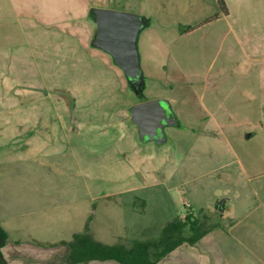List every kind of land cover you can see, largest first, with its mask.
I'll use <instances>...</instances> for the list:
<instances>
[{
  "label": "crops",
  "instance_id": "obj_1",
  "mask_svg": "<svg viewBox=\"0 0 264 264\" xmlns=\"http://www.w3.org/2000/svg\"><path fill=\"white\" fill-rule=\"evenodd\" d=\"M115 1L0 0V227L7 234L1 248L6 264H68V243L88 227L104 244L129 246L158 239L168 224L152 238L146 237L148 228L129 227L119 219L107 222L116 215L110 204L132 200L137 191L175 176L174 170L162 177L165 143L141 141L130 109L127 118V101L119 94L123 71L93 45V10L125 11L115 8ZM222 1L227 17L233 8L264 7L261 0ZM234 21L236 26L223 28L227 39L244 34L241 18ZM85 28L93 36L89 43L82 37ZM154 63L159 70L163 66L157 58ZM214 85L208 80L203 94H210ZM78 87L90 95H78ZM138 97L137 103L146 101L144 94ZM220 200L226 201L219 211L222 222L197 244L179 246L159 264L173 254H180L175 264H241L248 258L264 264L255 245L240 236L238 246L233 244L245 203ZM130 205L117 213L133 215ZM215 205L207 211L213 212Z\"/></svg>",
  "mask_w": 264,
  "mask_h": 264
},
{
  "label": "rangeland",
  "instance_id": "obj_2",
  "mask_svg": "<svg viewBox=\"0 0 264 264\" xmlns=\"http://www.w3.org/2000/svg\"><path fill=\"white\" fill-rule=\"evenodd\" d=\"M221 1H115V8L149 21L139 39L142 69L148 76L144 97L168 100L181 127L167 128L162 147L166 164L162 177L174 170L175 176L156 188L137 191L132 200L110 204L116 215H109L107 222L119 219L129 227L148 228L146 237H152L177 215L207 214L209 223H220V212L207 209L220 199L236 198L238 205L245 203L241 208L245 213L239 216L233 244L238 246L240 236L264 254V7L233 8L227 17ZM240 18L243 36L224 37L223 28L236 26L234 19ZM81 33L86 43L93 38L89 28ZM155 58L163 64L160 70ZM208 80L215 87L205 95ZM75 91L90 95L79 87ZM119 94L126 98L129 120V109L140 98L122 72ZM71 174L75 176V169ZM127 204L136 212L128 217L118 214L117 210H128ZM252 227L255 230L248 231ZM176 256L180 254L169 256L164 264H175ZM241 264L258 263L248 258Z\"/></svg>",
  "mask_w": 264,
  "mask_h": 264
},
{
  "label": "water",
  "instance_id": "obj_3",
  "mask_svg": "<svg viewBox=\"0 0 264 264\" xmlns=\"http://www.w3.org/2000/svg\"><path fill=\"white\" fill-rule=\"evenodd\" d=\"M93 12L97 26L93 45L112 57L136 95L144 94L146 80L141 65L139 38L149 26V21L144 16L125 11L94 9ZM130 112L143 142L162 145L167 141L165 129L180 124L170 102L165 99L139 102L130 108ZM225 203V200L217 201L215 209L223 212ZM1 264H6L4 258Z\"/></svg>",
  "mask_w": 264,
  "mask_h": 264
},
{
  "label": "trees",
  "instance_id": "obj_4",
  "mask_svg": "<svg viewBox=\"0 0 264 264\" xmlns=\"http://www.w3.org/2000/svg\"><path fill=\"white\" fill-rule=\"evenodd\" d=\"M221 5L225 15L228 10L223 1ZM204 214V213H203ZM219 223H209V217L204 214L196 218L192 214L178 216L162 230L161 236L151 241H135L132 245L117 243L104 244L95 239L89 227L82 233L75 234L68 243L70 253L68 264H84L88 262L115 261L119 264H159V262L176 248L183 244L195 245ZM0 264L2 263L1 248L7 241L6 232L0 227Z\"/></svg>",
  "mask_w": 264,
  "mask_h": 264
},
{
  "label": "flooded vegetation",
  "instance_id": "obj_5",
  "mask_svg": "<svg viewBox=\"0 0 264 264\" xmlns=\"http://www.w3.org/2000/svg\"><path fill=\"white\" fill-rule=\"evenodd\" d=\"M176 117H177V115H176ZM177 119H178V117H177ZM176 126H178V127H181V123L179 124V125H176ZM168 128V127H167ZM167 128L165 129V132H166V130H167ZM167 134V133H166ZM167 142V141H166ZM165 142V143H166Z\"/></svg>",
  "mask_w": 264,
  "mask_h": 264
}]
</instances>
